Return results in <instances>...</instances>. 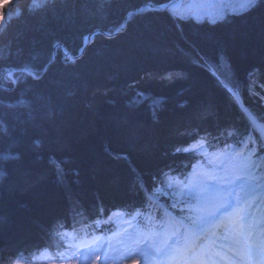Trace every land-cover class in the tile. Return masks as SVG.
I'll use <instances>...</instances> for the list:
<instances>
[{"label":"trees","instance_id":"1","mask_svg":"<svg viewBox=\"0 0 264 264\" xmlns=\"http://www.w3.org/2000/svg\"><path fill=\"white\" fill-rule=\"evenodd\" d=\"M169 1L50 0L33 8L28 4V0H19L17 13L4 27L2 32L4 38L0 37V67L1 64L9 62L29 64L33 59L37 61L35 55L41 57L48 55L52 43L56 41L65 43L76 52L80 48L84 34L96 29L106 30L118 23L127 11L144 3L160 5ZM263 11L264 8L256 14ZM169 13L171 12L166 10L146 11L135 15L125 30L117 36L96 37L86 46L83 55L69 68L70 78L63 84L66 90L59 93L53 90L55 87L53 81L56 78L53 71L45 76V80L37 83L41 85L29 90L35 109L27 111L38 112V118L27 124L23 130H15L16 136H11L14 146L17 145V149L23 146L25 151L17 158L0 160V171L3 172L0 182L1 259H7L28 246L25 234L18 237L17 234L10 232V228L17 225L14 223L18 217L21 220L23 218L22 222H26L25 209L26 212H31L27 218L30 219L29 223L32 225L35 223L42 231V234L34 235L36 241L43 243L47 239L45 234L51 231L50 226L55 222V217L58 215L67 217V209L61 206L65 204L63 198L75 216L91 207L94 208L93 201L98 199L97 194L101 193L113 195L115 198L123 196L122 201H126L125 205L130 207L137 201V197L133 198L132 192H138L135 182L138 173L146 177V182L149 180L151 183L153 177L159 175L160 171L173 167L177 156L173 148L185 141L184 136L160 139L157 149L153 151H149L148 146L143 145L145 150L141 154L136 150L138 146L137 148L132 146L131 137L135 135L132 129L136 133L148 126L153 97L163 99L158 118L156 117L159 129L175 117L192 121L198 118L209 123L207 120L209 113L224 111L219 106V99H225L223 90L204 70L206 69L204 63L197 64L200 57L202 60L205 59L204 55L207 58H215L221 51L231 64L234 74L232 75L238 78L245 72L244 67L246 69L250 65L247 60L239 59L240 55L246 56L250 53L253 56L257 55V59H264V16L263 18L257 16L260 20L253 21L255 25L251 23V26L244 23L250 14L246 15V18L245 15L243 18H230L224 22L227 25L221 27L216 24L215 29L209 28L210 26L206 24L197 26L185 19L179 23L181 30H178L179 26L176 27L174 24L177 22ZM14 52L19 53L18 56L10 59V54ZM2 56L7 58L5 61L8 62H4ZM155 65L174 70L168 69L170 71L167 72L162 70V73L152 70L155 74H150L149 70L143 69ZM106 82L110 83L109 87L103 85ZM44 86L47 88L44 89ZM60 93H65L66 99L72 98L77 101L74 105L85 113L81 123L83 130L80 131L85 134V139L78 142L81 148L76 147L73 164L67 170L68 174L55 172L46 159L40 157L51 151L58 132L56 122L52 130L42 122L50 117L46 116L44 108L52 112L51 118L54 119L58 113L57 105L65 100ZM137 100H142V103L138 104ZM181 100L187 101L186 104ZM194 105L195 109L191 113L190 108ZM119 109L125 113L124 118H118ZM186 111L189 113L183 114ZM70 112L66 113V119L72 117ZM79 118L72 117L73 121ZM0 119L5 129H17L12 122V119H15L14 115L0 114ZM92 119H95V122ZM116 125L121 126L125 133L118 140V144L114 139ZM184 125L188 126L187 122L174 127L178 130ZM176 135L177 133L174 137ZM65 136L69 141L68 134ZM37 141L41 144L40 150L36 147L39 145ZM6 146L7 140L5 144H0V151L5 152ZM87 149L90 153L83 151ZM110 150H117L132 161L136 159L134 168L130 169L129 166L112 159ZM83 157L85 160H80ZM147 158H152V161H146ZM91 161H99L100 166L98 170L91 171L94 181L90 189L83 182V185L78 186L71 173L79 170L84 181ZM116 179L122 184L121 187L113 182ZM58 181L61 184L60 188ZM108 182H111V187L108 186ZM73 186H78V194L72 191ZM126 188L130 191L132 199H124L127 197ZM117 190L123 191V194H119ZM55 200L60 203L59 211L56 212L54 208L45 213L51 223H48V226L39 225V219L35 218L40 211L38 204L41 203V208H48ZM91 214L102 215L97 210H91ZM33 220L35 222H32Z\"/></svg>","mask_w":264,"mask_h":264},{"label":"bare ground","instance_id":"2","mask_svg":"<svg viewBox=\"0 0 264 264\" xmlns=\"http://www.w3.org/2000/svg\"><path fill=\"white\" fill-rule=\"evenodd\" d=\"M180 2L181 0H177L176 2L174 0H170L167 3L160 5H156L150 2H148V4L152 5V7L162 5H166L168 7L173 5L177 7ZM14 3L16 4L17 0H13L12 4ZM28 4L30 6L33 5L32 1L29 0ZM145 4L147 3H144V5ZM144 5L142 4V6ZM230 5L231 6H224L218 11H222L225 15V18L223 20H218L215 24L211 22L212 20H193L189 17L184 18L183 16H177L175 18L173 16L176 15L172 13L169 14L177 22L174 24L176 27L179 26L177 27L178 30H181V24L179 23L185 19L194 22L197 26L206 24L210 26L209 28L215 29L218 25H221V27L227 25L224 24V22L229 21L230 18L244 17V15L231 14L233 12H239L241 10V7L238 3L231 2ZM15 6L17 7V4ZM141 7L127 11L118 23H116L115 25H111L106 30L96 29L92 32L84 34L81 38L80 44V47L84 46L82 50H77L76 52H74L72 49H70L69 46L65 45V43L56 41L52 43L48 55H43L42 57L41 55H35L37 61H34V57H32L33 62L29 64H16L15 62L1 64L0 114L8 116L14 115L15 119H12V122L15 124L17 129H5V126L2 124L3 122L0 119V144H5L7 140L8 146H6L7 152L0 151V160L4 161L5 159L9 158H17L21 152L25 151V148L23 146L21 149H17V145L14 146L11 136H16L17 132L15 133V130H23V128H25L27 124H30L32 121H36L38 118V112L29 113L27 111L35 109L34 100H32L29 90H34L37 85H41L37 83L41 82L43 79L45 80V76L52 73L51 71H53L56 75V78L53 81L55 83V87H53V90L58 93L59 91L66 90V87H64L63 84H65V82L70 78V75H68L70 70L69 68H71V65L75 62V60H78L83 55L86 46L90 44L96 37L111 38L123 32L126 26L128 25L129 21H131L135 15L141 14L137 13ZM263 8L264 4H261L253 11L245 14L244 18H246V15L249 14L250 17L248 16L249 18H246V20H244V23L248 24L249 26H251V23L255 25L253 21L260 20L257 16L260 15L262 18L264 16V11L256 14L258 11H260V9ZM10 10L12 12L11 16L3 23L2 28H0V37L2 38H4V35H2V32L5 29L4 27H6L9 20L17 13V8L15 9L14 6L13 8L10 7ZM152 11L158 12L162 10L155 9ZM218 12H216V14ZM216 24L217 26H215ZM57 44L58 47L56 46ZM18 54L19 53L17 52L11 53L9 58H15L18 56ZM240 56L241 58L239 59L243 61L247 60L250 65L248 64L249 66H247L246 69L244 67L245 72L241 73V75H239V78L233 76L234 74L231 70V64L228 58H226L224 53H222L221 51L217 53L215 58L208 57L209 60L207 56L204 55L203 57L205 59L203 60H206L208 63L203 62L201 57L199 62L197 63L200 65H203L204 63V65L206 66V69L204 70L208 73L212 80L223 90V97L226 99V101L224 98V100L219 99V106H221L224 111H218L216 114L209 113L207 115V120L209 123L200 121L198 118H194V120L192 121L191 119L175 117L171 119L169 118L170 121L161 126V128L159 129L157 127L158 123L156 117L158 118V111L163 104V99L156 97H153V99H151L148 126L144 127L141 131L136 133L134 132V129H132L133 133L135 134L131 137L132 146L134 148H137L136 146H138V149L136 150H138L139 153L142 154L144 152L143 150H145L143 145H147V149L149 151H153V149H157L160 139L162 140L168 137L170 138L172 136L173 139H176L177 137L181 138L184 136L185 141L180 145L176 144V146L173 148L174 154L177 155L175 159L176 163L173 165V167L160 171V174L156 176V180L152 179L150 183L149 180L148 182L145 181L146 177L144 175H138L139 173L136 175L135 182L137 184L136 186L138 187V192H132V195H134L133 198L136 199L137 197V201H134L135 203L133 205L131 204L130 207L125 205L127 202L122 201L123 196H121V198H115L113 197V195L101 193L100 195L97 194L100 199L98 198L93 201L94 208L91 207L89 210L82 211L83 214L75 213V216L72 213V210L68 209L70 207L68 203L65 202L66 199L63 198L65 204L61 206H63L64 209H67V217L60 215L55 217V222H53V224L50 226L51 231L46 234L44 233L47 236V239L43 243H39L38 241H36L37 239L34 237V235L42 234V231L35 225V223H33V225L29 223L30 219L27 220V218L31 214V212H26L27 209H25L24 214L27 216V218L25 219L26 222H22L23 218L21 220L18 217L16 219V223H14L17 225H14L13 228H10V232L11 234H17L18 237H21L22 234H25L28 246L25 250H19L15 252L14 255H11L7 259H0L4 261L6 260L7 262H23L24 264H44L47 260L46 255L49 252L54 251L55 246L58 245V243H60L59 247H63L65 245V241H62L64 236H76L82 231L81 228H89L96 226L94 224V215L91 214V210H97L98 213L104 215V218H101L99 224L105 230H109L114 226L115 216L119 210L127 208H131L132 210H134L138 208L137 204H161V206L157 208V211L169 212L173 209V202L170 199L159 197V193H170L172 191L170 189V183L173 180V176L185 174L188 168H193L196 170L205 169L213 178L220 179L227 178V176L232 171L236 170L237 167H240V169L244 172L264 171V59H257V55L253 56L250 53L246 54V56ZM1 59H3L4 62H8L5 61V59L7 58H4L3 56ZM250 59L252 60L250 61ZM218 68L220 69V71ZM143 69L147 71L149 70L150 74H155L152 70L160 72L162 70H164V72L170 71L168 69L174 70V68L163 69V66L159 67L156 65L150 66L148 68L144 67ZM229 78L233 79L230 80ZM103 85L105 87H109L110 83L106 82ZM43 88L46 89L47 86H44ZM59 95L63 96V99L65 100L61 104L57 105L56 113H58L54 116V119L51 118L53 117V115H51L52 112L46 110L44 108L45 104L43 105L44 113H46V116L50 117L48 120H44L42 122H44L47 125L46 127H49L51 130L54 128L53 124H55L56 122V129H58V132L54 144L53 146H51V151L48 154L40 155V157L42 156L43 158H45L46 161L55 170V172H58L59 174H68L67 170L69 169V166L73 164V158L75 156L74 152L77 149L76 147H79L78 142L83 141L85 139V134H83V132H80L83 130V126L81 125V123L84 120L83 116L85 115V113H83L77 105H74L75 103H77V101L72 98L71 100L66 99L65 97L67 95H65V93H60ZM21 101H23V103H21ZM181 101L185 104L187 102L185 100ZM137 103L141 104L142 100H137ZM9 105L12 106L10 107ZM194 109L195 105L190 108L191 113ZM69 111H71L70 114L72 117L77 116L80 118L75 121H73L72 117H70V119H66V113H68ZM186 112H183V114L189 113ZM117 114L118 118H124L125 116V113L122 112L120 109L117 110ZM92 121L95 122V119H92ZM183 122H187L188 126L184 125L178 130L174 127L175 125H178L179 123ZM176 133L177 135L174 137V134ZM66 134H68L67 137L69 138V141L66 140ZM114 135H116L114 137L115 142L118 144V140L125 135L121 126H115ZM205 136L212 140V142L216 145L215 150H213V152L209 154H205V151L201 147V149L193 153L188 147L190 145L199 144L201 142V139L197 138L204 137L205 139ZM222 145L227 148V153L221 151ZM36 147H38V150H40L41 144L36 145ZM197 147L199 148L200 146ZM178 148L180 149L179 152H177ZM185 148H188L189 150L184 151ZM83 151L90 153L89 149ZM133 151L134 150L132 149L131 152ZM110 155L112 159L120 161V163L129 166L130 169H133L135 166L134 160L136 159L132 161L131 159H128V157L121 155V153L117 150H110ZM80 160L85 159L83 157ZM145 160L152 161V158H147ZM90 163V169L86 173L84 172V181L79 170L77 172L71 173L75 179V184L77 182L78 186H81V184L83 185V183H85L88 189H90L89 187H91L94 181V176L91 174V171L98 170V167L100 166L99 161H91ZM1 177L2 176H0V182ZM199 177V183L194 185L198 188L203 186L202 182L206 184L204 176L199 175ZM113 182L117 186H120L121 184L120 181H118L117 179ZM58 183V186L60 188L61 184L59 181ZM246 183L250 187H252V185H262L264 184V176L253 178L250 181L246 180ZM78 186H73L74 189L72 191L74 193L79 192ZM108 186L111 187V182H108ZM126 189L127 197H124V199H132L130 191H128V188ZM117 192L119 194H123V191L121 190H117ZM40 204L41 203H39L37 206L38 208H40V211L35 216V218L39 219V225L48 226V223L51 222L50 220H48V218H46V214L54 208L56 209V212H58V207H60V203L55 200L51 203V206L48 208H41ZM182 206H185V204H183ZM109 217H111V219H109ZM32 222L35 221L33 220ZM229 227L234 229L236 235L232 233L231 238L228 240H216V238L214 237L212 241L213 244H211L209 248L214 249V247L217 246L215 249V251H217L220 250L218 247L220 244H225L227 247L221 251L227 252L228 247L243 246V240L239 236V233L242 231L239 224L236 226H233L231 224L229 225ZM17 231L22 233H18ZM216 231L218 235L224 234L223 228H217ZM65 233H67L68 235H65ZM237 241H240L239 245L237 244ZM218 242L219 245H215ZM42 250L45 251L44 255H42ZM52 257L58 260L57 258H55L54 255H52ZM131 264L136 263L133 262Z\"/></svg>","mask_w":264,"mask_h":264},{"label":"snow or ice","instance_id":"3","mask_svg":"<svg viewBox=\"0 0 264 264\" xmlns=\"http://www.w3.org/2000/svg\"><path fill=\"white\" fill-rule=\"evenodd\" d=\"M261 4H264V0H243L241 10L231 14L245 15ZM139 11L143 12V7H141ZM224 18V13L221 11L216 14V18L212 19L211 22L215 24L218 20H223ZM56 46L58 47V44ZM21 103H23V101H21ZM9 106L11 107L12 105ZM36 143L39 144V141ZM188 150V148L184 149V151ZM179 151L180 149L178 148L177 152ZM0 176H3L2 171H0ZM153 180H156V177H153ZM217 191L223 193L219 203L212 211L199 220L197 227L202 233L211 232V235L214 236L216 240H228L232 235V229L229 225L239 224L242 229L239 236L243 240V246L228 247L227 252L221 251L227 247L225 244H220L218 246L220 250L215 252H197L195 247H193L188 249L184 258L177 261L176 264H264V242H261L258 235L253 236V233H258V226L249 222L248 213L240 206L239 201L230 202L228 198L230 189L221 186ZM109 219H111V217H109ZM96 223L99 225L100 221ZM217 228H223L224 234L218 235L216 231ZM65 235L68 234L65 233ZM93 239L98 240L100 238L94 237ZM179 244L180 241L178 240L175 246L157 248L155 250L156 254L157 256L173 254L178 250ZM237 244L239 245V241H237Z\"/></svg>","mask_w":264,"mask_h":264},{"label":"rangeland","instance_id":"4","mask_svg":"<svg viewBox=\"0 0 264 264\" xmlns=\"http://www.w3.org/2000/svg\"><path fill=\"white\" fill-rule=\"evenodd\" d=\"M13 0H0V28H2L3 23L11 16L12 12L10 10V7L16 9L17 7L15 6L19 0H17V3L12 4ZM32 1V7L33 8H37L39 5L44 4L46 1H50V0H29ZM175 2L177 0H174ZM231 2H236L239 4V6L241 7L243 0H181V2L179 3V5L176 6H166V5H162V8H166V11H170L172 14L176 15L173 17H177V16H183L184 18L189 17L190 19L193 20H212L213 18H216V12H218L220 9H222L224 6H231L230 3ZM147 5V6H146ZM141 7V6H140ZM144 11L140 12L138 10L137 13H144L146 11H152L155 10L156 7H152V5L150 4H145L144 6H142ZM195 7V8H193ZM225 16V15H224ZM84 48V46L80 47L78 49L82 50ZM173 225V224H172ZM133 234H129L128 237L121 242H124L123 245H120V243L118 245L112 246L111 251L108 252L102 259L100 260H90V258H94L91 255H81L78 257L77 260L74 261L73 264H131V263H136V264H145V262H148L150 260V256L147 258H142L139 259L137 257H133L131 259H127V261L123 262L122 259L120 258V256L118 255L120 253V251H123L122 247L126 245H129L131 240H135V238H132ZM132 238V239H130ZM126 247V246H125ZM155 248H152L149 251V255H153L156 253ZM97 254V253H96ZM96 254H92L93 256H96ZM144 260V261H143ZM0 264H24L23 262H7L6 260H1L0 259ZM27 264V263H25Z\"/></svg>","mask_w":264,"mask_h":264},{"label":"water","instance_id":"5","mask_svg":"<svg viewBox=\"0 0 264 264\" xmlns=\"http://www.w3.org/2000/svg\"><path fill=\"white\" fill-rule=\"evenodd\" d=\"M156 10H165L166 8H162V6H156Z\"/></svg>","mask_w":264,"mask_h":264}]
</instances>
